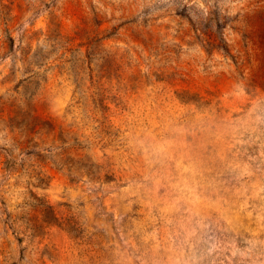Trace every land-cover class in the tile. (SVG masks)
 Wrapping results in <instances>:
<instances>
[{"label":"rangeland","instance_id":"rangeland-1","mask_svg":"<svg viewBox=\"0 0 264 264\" xmlns=\"http://www.w3.org/2000/svg\"><path fill=\"white\" fill-rule=\"evenodd\" d=\"M0 264H264V0H0Z\"/></svg>","mask_w":264,"mask_h":264}]
</instances>
